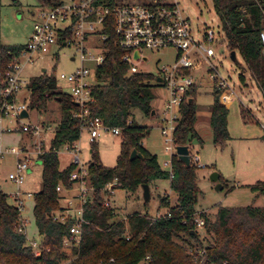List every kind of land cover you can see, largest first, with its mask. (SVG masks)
I'll return each instance as SVG.
<instances>
[{
	"label": "trees",
	"instance_id": "obj_1",
	"mask_svg": "<svg viewBox=\"0 0 264 264\" xmlns=\"http://www.w3.org/2000/svg\"><path fill=\"white\" fill-rule=\"evenodd\" d=\"M212 1L228 48L242 55L264 99L261 1ZM40 4L57 5L58 0H40ZM106 33L110 35L105 44L106 61L97 70L99 84L91 92L95 103L87 107L93 117L101 118L111 128L120 129L122 145L117 165L106 167L96 144L92 143L93 160L89 171L95 192L85 206L84 216L88 224L84 228L82 244L80 248L65 246L64 238L71 223L63 225L52 218L60 207L58 187L71 189L74 186L71 175L77 165L72 163L62 171L57 152L65 145L75 148L80 140L82 125L75 115L81 108L70 95L59 90L54 75H45L31 81L29 110L46 111L50 103L57 102L62 110V119L51 141L50 151L40 155L42 190L34 195L33 213L42 237L43 253L36 257L27 237L18 232L20 213L8 203V195L0 190V264H147L148 258L149 264H196L189 251L194 247L206 249L213 264H264V207H222L213 223L206 213H202L199 218L204 220V228L212 238L210 244L203 245L196 221V207L201 194L197 168L192 163L190 167L186 166L174 154L171 172L163 170L157 155L143 146L151 130L136 122V111L150 117L154 110L152 102L159 87L156 76L147 73L131 75L130 66L122 60L124 52L115 43L113 29L108 28ZM68 34V31L64 32V36ZM23 48L24 45H4L0 35V51L7 60ZM241 81L245 82L243 76ZM221 94L222 90H214V103L210 110L213 142L217 146H223L231 138L229 109L220 102ZM180 114L175 144L189 146L195 139L203 143L196 130L198 105L195 89L189 100L183 103ZM240 114L245 124H258L242 104ZM133 151L137 156L131 160ZM158 180L170 181L177 203L171 205L169 198H162L160 209H168L169 215L155 222L148 212H136L126 220H115V209L104 204L102 191L110 183L116 182V189L136 193L142 186H151ZM250 189L253 193L264 194V182ZM179 239L183 243H179Z\"/></svg>",
	"mask_w": 264,
	"mask_h": 264
},
{
	"label": "built area",
	"instance_id": "obj_2",
	"mask_svg": "<svg viewBox=\"0 0 264 264\" xmlns=\"http://www.w3.org/2000/svg\"><path fill=\"white\" fill-rule=\"evenodd\" d=\"M254 1L257 3L261 1L260 9L264 19V0ZM108 28L114 31L115 43L124 52L122 60L130 66L131 75L142 73L137 63L149 61L145 52L167 49L177 52L176 64L173 67L163 66L156 76L158 88L164 89L168 95L164 101L166 111L162 116L161 127L167 151H173L176 155L178 146L175 144V132L181 118V107L189 100L192 91L202 86V81H196L188 73L198 68L199 57L204 58L209 64L202 80L208 84L211 82L214 90L216 88L222 90L220 102L224 106L228 108L232 104L234 100L232 86L221 76L219 66L214 62L216 45L226 40L222 25L218 32L213 28H207L204 33L194 31L179 4L165 0H58L57 5H41L40 11L35 14L30 38L19 53L11 54L12 58L7 60L0 51V139L5 132H22L30 139L47 142L48 134L42 135L44 127L20 124V121L30 116L32 81L23 77V70L27 64L34 62L36 56L48 54L53 47L66 46L75 47L77 54L74 56L78 57L81 65L70 74H60L59 78L71 86L70 96L81 108L75 117L80 120L82 131L88 132L91 144L96 143L102 134L107 132L121 135L120 129L111 128L101 118L93 117L87 107L88 104L95 103L91 92L99 84L97 70L106 61L105 44L110 39V35L106 33ZM65 31L70 34L64 36ZM97 35L101 37V44L96 42L91 44L90 41L94 39L92 37ZM260 38L264 48V30ZM136 53L139 54V59H135ZM72 60L75 61V58ZM158 78L163 79V82L158 83ZM26 92L30 95L29 100L23 95ZM24 112L28 113L27 117H22ZM14 123H19V129L8 128L9 124ZM262 128L264 129V125ZM51 141L49 149L35 147V142L32 147L5 149L0 144V165L6 156L16 157L14 170L8 174L6 180L17 186L11 196L14 207L20 213L18 232L27 237L28 245L32 247L36 257L42 256V239L40 241L29 239L28 220L25 218L26 200L33 198V195L23 192L21 187L33 167V154L35 153L36 158L40 160V155L50 151ZM31 148L34 149L31 151ZM68 149L73 155V163L77 165L71 175L74 186L71 189L58 187L57 190L61 194L60 207L52 214V218L63 225L71 223L64 238V245L80 248L84 228L88 224L84 216L85 206L89 203L95 188L90 183L89 166L81 163L77 147ZM115 185L116 182L106 185L103 196L105 197L107 191L113 193ZM104 204L110 208L106 201ZM166 215H169L168 209L163 216L155 217L153 221ZM196 221L198 229L204 227L203 219L198 218ZM189 251L196 264H213L206 249L194 247Z\"/></svg>",
	"mask_w": 264,
	"mask_h": 264
},
{
	"label": "rangeland",
	"instance_id": "obj_3",
	"mask_svg": "<svg viewBox=\"0 0 264 264\" xmlns=\"http://www.w3.org/2000/svg\"><path fill=\"white\" fill-rule=\"evenodd\" d=\"M167 2H177L183 14L190 20L193 30L204 33L207 28H213L216 32L221 28V21L215 11L212 0H165ZM41 9L40 0H0V35L2 43L6 46L26 45L33 31L35 14ZM90 42L101 44V37H92ZM77 50L74 46L53 47L48 54L36 56L33 63L27 64L23 70V77L33 80L45 75H54L57 85L62 93L71 95V86L60 80L62 73L70 74L80 67ZM149 61L147 63L138 62L137 66L142 73L157 76L163 66L173 67L177 61V52L173 49L145 52ZM264 55V50H263ZM75 58V61L72 58ZM217 60V61H216ZM216 65L219 66L221 76L228 80L234 92L233 102L229 109V131L231 138L223 146H217L213 142V131L209 126V120L204 118V114L214 103V88L202 80L203 73L209 66L208 62L199 57L198 68L189 71L196 81H202V86L195 89L196 101L198 105L197 132L203 139V143L195 139L190 143L191 163L197 168L198 186L201 190L197 209V219L202 213L208 215L210 222L216 220L219 208H243L247 206L264 207V194H254L250 187L264 182V99L257 82L252 78L247 69L245 61L240 53L237 54V61H232L231 50L224 40L216 45ZM212 61V63L214 64ZM241 76L245 82L241 81ZM206 77V76H205ZM207 78V77H206ZM207 80V79H206ZM91 82V80H90ZM29 100V93L23 94ZM168 95L164 89L155 90V99L152 102L153 109L158 111L156 116L145 117L140 111L135 112L136 122L141 126L148 127L150 135L143 141L146 149L157 155L160 166L163 170L171 172V158L175 154L166 150L165 138L161 133L163 126L162 116L166 111L164 101ZM241 104L251 113L260 124H244L241 114ZM253 113V115H252ZM30 116L23 123L31 126H42L47 135V142H40L39 139H30L22 132L2 134L0 144L2 148H12L28 146L43 147L49 149L50 141L55 136V131L62 119V110L57 102H52L46 111L29 110ZM162 114V115H161ZM203 124V125H202ZM8 128L17 130L19 123L9 124ZM6 128V129H8ZM5 129V130H6ZM102 164L106 167H115L121 153L122 136L114 135L110 132L102 134L95 143ZM79 149L78 155L84 166H90L93 160L92 144L86 130L81 134V138L76 144ZM34 148H31V151ZM60 169L64 170L73 163V155L65 145L58 150ZM34 164L25 179V184L21 189L25 193H31L33 198L26 200L25 218L28 220V236L31 240L40 241L35 224L33 213L34 195L42 190V162L37 159L34 153ZM198 159H197V158ZM16 157L8 155L0 165V190L8 195V203L14 206L12 194L17 186L7 181V176L14 170ZM214 172H218L221 177V184L225 188L216 190L217 184L210 179ZM116 187V185L114 186ZM105 201L110 208L115 209L117 217L115 220H126L133 213H149L153 219L163 216L166 209L161 208L162 198H169L171 205L177 203V195L171 190L169 180H158L151 184V199L147 203L144 199L143 189L136 193L126 192L114 188L113 193L107 191ZM102 193H104L102 191ZM104 201V202H105ZM64 204V202H61ZM57 211V210H56ZM203 245L211 243L212 238L203 227L198 229ZM184 239V238H183ZM183 243L182 240H178ZM194 244L195 242H191ZM197 248V247H195Z\"/></svg>",
	"mask_w": 264,
	"mask_h": 264
},
{
	"label": "water",
	"instance_id": "obj_4",
	"mask_svg": "<svg viewBox=\"0 0 264 264\" xmlns=\"http://www.w3.org/2000/svg\"><path fill=\"white\" fill-rule=\"evenodd\" d=\"M135 59H139V54L136 53L135 55ZM231 59L232 61H236L237 59V53L235 51L231 52ZM158 83H162L163 79L158 78L157 79ZM191 101V100H190ZM78 106L79 104L76 103ZM159 112L156 110H153L152 112V116H156L158 115ZM28 113L24 112L22 117H27ZM176 155L178 156V158L188 167L191 166V155H190V149L189 146H178L176 149ZM137 156V152L133 151V153L131 154V160H134ZM140 158H142V155H139ZM211 181L215 184H217L216 186V190L221 191L224 189L223 185L220 183V179H221V175L218 172H214L211 177H210ZM143 192H144V199L145 202H149L151 199V193H150V186L149 185H144L142 186Z\"/></svg>",
	"mask_w": 264,
	"mask_h": 264
},
{
	"label": "crops",
	"instance_id": "obj_5",
	"mask_svg": "<svg viewBox=\"0 0 264 264\" xmlns=\"http://www.w3.org/2000/svg\"><path fill=\"white\" fill-rule=\"evenodd\" d=\"M210 110H211V108L204 114V118H207L208 120H209V124L208 125H204V126H209L210 128H211V125H210V116H211V112H210ZM252 115H253V113H252ZM253 116H255V115H253ZM256 120H258L257 118H256ZM198 124H200V123H197V125ZM245 124V123H244ZM251 124H254V123H251ZM258 124H260V122H258ZM197 125H196V128H197ZM203 125V124H202ZM264 125V124H263ZM198 130V129H197ZM143 146L145 147V145L143 144ZM146 148V147H145ZM78 149V148H77ZM79 150V149H78ZM65 170V169H64ZM63 171V170H62ZM254 194H259V193H254ZM64 195H66V194H64ZM167 210V209H166ZM29 234V233H28Z\"/></svg>",
	"mask_w": 264,
	"mask_h": 264
}]
</instances>
